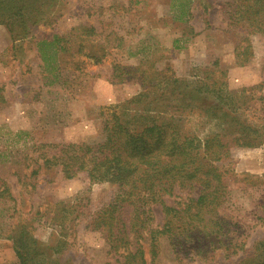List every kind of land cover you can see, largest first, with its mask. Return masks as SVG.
Wrapping results in <instances>:
<instances>
[{
    "label": "rangeland",
    "instance_id": "rangeland-1",
    "mask_svg": "<svg viewBox=\"0 0 264 264\" xmlns=\"http://www.w3.org/2000/svg\"><path fill=\"white\" fill-rule=\"evenodd\" d=\"M177 1L44 0L35 4L37 14L25 24L26 33L0 24V184L7 183L11 195L0 196V264L16 263L9 236L21 225L29 228L32 220L34 237L62 264L113 261L105 233L88 223L89 210L104 207L114 187L89 188L81 178L68 180L45 168L31 187L36 177L28 178L34 164L24 158L26 148L97 141L104 116L141 94L142 100L166 104L168 111L171 99L182 102L181 119L198 135L229 127L219 99L240 106V119L264 131V99H256L264 98V89H251L264 81V37H250L253 57L239 66L234 38L240 33L229 28L222 0H193L186 23L175 19ZM55 37L49 49L55 57L46 64L37 42ZM118 68L123 80L116 78ZM201 86L205 93L193 89ZM232 157L235 173L248 177L228 181L229 201L222 212L229 250L222 246L204 257L187 253L178 259L163 239L154 264H251L264 253V142L234 149ZM80 201L90 206L80 209V218L61 227L50 224L56 213V222H62L63 210ZM153 214L154 226H162L158 206ZM59 238L64 246L54 249Z\"/></svg>",
    "mask_w": 264,
    "mask_h": 264
},
{
    "label": "trees",
    "instance_id": "trees-1",
    "mask_svg": "<svg viewBox=\"0 0 264 264\" xmlns=\"http://www.w3.org/2000/svg\"><path fill=\"white\" fill-rule=\"evenodd\" d=\"M42 1L0 0V24H6L18 35L26 33V23L37 14L34 6ZM192 1L178 0L172 5L179 12L176 21L186 23ZM222 2L229 28L240 33L239 40L234 38L236 63L245 66L253 57L250 37H264V0ZM56 40L57 37L50 42H37L46 64L55 57V53L49 54V49L54 47ZM124 74L118 68L116 78L123 80ZM172 85V90H177ZM203 88L193 89L205 93ZM251 89L263 90L264 81ZM144 95L130 99L117 106L119 110L114 108L104 116L101 137L97 141L26 148L24 158L34 164L28 178L36 177L29 185L35 187L40 170L45 168L56 170L68 180L81 178L89 188L95 184L114 187L115 191L104 207L93 212L89 210L88 227L105 233L112 254L113 261L105 264H154L163 239L169 242L178 259L186 257L187 253L192 259L204 257L222 246L229 250L230 245L223 241L228 229L222 212L229 201L228 181L248 177L240 178L235 173L232 150L250 149L260 141L264 142V131L240 119L237 114L240 106L218 98L222 105L220 112L229 127L198 135L187 129L181 119L186 107L181 105L182 102L171 99L174 104L168 111L162 102L142 100ZM256 99L264 98L258 96ZM133 104H142L146 108L134 109ZM149 106H152L151 110L147 109ZM36 153L39 154L34 158ZM0 186V196L10 198L7 183ZM55 206L58 210L57 203ZM154 206L164 214L162 226H154ZM87 208L90 206L80 201L75 207L64 209L62 222H56L58 217L54 212L56 215L50 224L57 223L61 227L65 221L80 218L81 210ZM33 222L29 223V228L21 225L14 230L13 236H9L14 242L17 258L14 264H62L55 258L54 251L48 254L50 248L34 237ZM56 242L54 249L64 246L63 238ZM261 254H257L251 264H264Z\"/></svg>",
    "mask_w": 264,
    "mask_h": 264
}]
</instances>
